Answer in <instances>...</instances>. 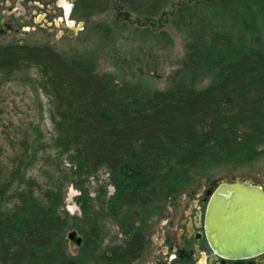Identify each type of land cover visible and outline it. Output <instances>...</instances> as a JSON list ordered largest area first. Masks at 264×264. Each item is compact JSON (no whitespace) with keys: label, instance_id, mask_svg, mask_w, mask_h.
<instances>
[{"label":"trees","instance_id":"1","mask_svg":"<svg viewBox=\"0 0 264 264\" xmlns=\"http://www.w3.org/2000/svg\"><path fill=\"white\" fill-rule=\"evenodd\" d=\"M119 6L146 22L170 11L186 56L166 88L118 84L88 56L49 45L0 46V86L35 69L53 127L49 140L41 131L23 136L10 157L0 133V264H91L94 256L132 264L146 250L148 224L199 178L264 159V0H76L85 16ZM113 24L101 28L109 39ZM145 34L171 38L151 27ZM103 170L116 192L98 212L87 186ZM70 186L81 192L82 216L65 207ZM103 219L126 239L101 251ZM71 230L82 238L77 254Z\"/></svg>","mask_w":264,"mask_h":264},{"label":"rangeland","instance_id":"2","mask_svg":"<svg viewBox=\"0 0 264 264\" xmlns=\"http://www.w3.org/2000/svg\"><path fill=\"white\" fill-rule=\"evenodd\" d=\"M76 10V0H0V21L5 19L0 22V46L49 45L70 56L86 55L97 62L98 72L113 74L118 84L134 82L145 88H166L169 77L182 66L186 42L169 21L170 11L153 22H146L134 14L126 15L128 12L122 6L90 16L80 15ZM115 20L122 25H114ZM110 24L114 33L111 39L101 29ZM147 27L153 28L155 33L168 32L170 40L152 39L145 34ZM36 75L37 71L30 69L9 77L0 86V133L6 157H10L14 146L19 147L25 135L35 137L37 131H41L44 140L52 136L49 100L36 87ZM229 175L235 178L257 176L264 187V159L252 166L217 170L199 178L187 194L180 196L179 205L171 206L161 219L156 217L148 224L146 250L132 264H152L159 252L155 249L166 219L179 210L181 203L196 200L202 194V186ZM87 189L98 212L101 202L109 201L116 192L109 173L104 170L89 179ZM80 194L75 186L69 187L65 207L71 215H83ZM103 224L106 235L101 251L126 239L119 224L109 219H103ZM77 237L81 235L78 233ZM68 244L70 253L79 252L80 245L75 240L68 238ZM91 264H100L96 256Z\"/></svg>","mask_w":264,"mask_h":264},{"label":"water","instance_id":"3","mask_svg":"<svg viewBox=\"0 0 264 264\" xmlns=\"http://www.w3.org/2000/svg\"><path fill=\"white\" fill-rule=\"evenodd\" d=\"M206 202L207 235L217 254L238 261L264 254V187L257 179L223 177ZM69 239L82 243L76 232Z\"/></svg>","mask_w":264,"mask_h":264},{"label":"flooded vegetation","instance_id":"4","mask_svg":"<svg viewBox=\"0 0 264 264\" xmlns=\"http://www.w3.org/2000/svg\"><path fill=\"white\" fill-rule=\"evenodd\" d=\"M228 177L235 178L231 175ZM249 177L257 179L261 185L257 176ZM217 180L209 186H202V194L196 200L181 203L179 210L166 219L155 249L159 252L152 264H264V254L238 261L220 256L211 246L206 230V199Z\"/></svg>","mask_w":264,"mask_h":264}]
</instances>
